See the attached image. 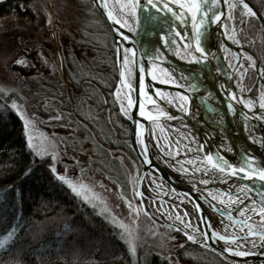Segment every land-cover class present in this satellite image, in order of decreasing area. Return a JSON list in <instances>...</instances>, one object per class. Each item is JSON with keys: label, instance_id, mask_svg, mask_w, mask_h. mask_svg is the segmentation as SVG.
Here are the masks:
<instances>
[{"label": "rangeland", "instance_id": "rangeland-1", "mask_svg": "<svg viewBox=\"0 0 264 264\" xmlns=\"http://www.w3.org/2000/svg\"><path fill=\"white\" fill-rule=\"evenodd\" d=\"M228 3L233 1L228 0ZM225 6L223 34L227 30L239 41L234 44L241 45L239 21L233 24L228 19L229 8L227 4ZM29 7L25 16L15 12L0 16V91L9 94L11 105L13 101L18 105L13 109L31 121L27 130L23 124L27 141L31 137V147L39 154L50 156L55 173L65 178L61 181L73 194L115 226L132 262L137 247H142L167 259V264H196L183 262L177 257L175 249L182 244L175 243L172 228L144 213L135 195L140 165L118 145L109 129H105L106 125L110 126L109 122H118L122 115L114 95L117 89L116 62L114 54L109 51L112 39L106 26L87 0H32ZM241 11L243 17V9ZM222 51L227 64L232 67L236 54L225 45ZM247 57L241 52L234 81L237 78L242 81L249 65ZM17 59L24 60L27 66L16 64ZM93 83L112 86L109 99L115 107L106 114L103 110L105 98L97 95ZM254 96L259 104L264 100L261 86L258 95ZM56 116L61 118L56 119ZM244 128H247L245 124ZM248 134L258 142V136ZM188 142L190 136L185 133L179 146L185 147ZM168 143H172L169 138ZM181 164L189 169L183 160L178 163L181 171ZM190 168L194 170L190 179H204L196 175L205 169L204 166L192 164ZM197 168L200 171H196ZM210 174L214 176L209 173L208 185L212 183ZM69 182L76 187V192L69 187ZM219 185L214 184L210 191L219 194L233 190L231 186ZM152 201L169 214L168 203L161 199ZM245 203H251V200H245ZM176 207L172 206L170 211L177 217ZM251 221L256 229H264L258 225L256 214L252 215Z\"/></svg>", "mask_w": 264, "mask_h": 264}, {"label": "trees", "instance_id": "trees-1", "mask_svg": "<svg viewBox=\"0 0 264 264\" xmlns=\"http://www.w3.org/2000/svg\"><path fill=\"white\" fill-rule=\"evenodd\" d=\"M31 1L0 0V16L10 12L25 16ZM87 1L106 26L91 0ZM250 1L264 14V0ZM241 10L238 6L229 9L228 16L233 17V24L239 21L242 45L253 52L264 70V31L255 17L243 20ZM109 51L113 53V49ZM246 61L249 65L242 81L235 79L237 87L244 93L258 95V78L250 61ZM93 84L97 95L105 98L106 114L115 107L109 99L112 86ZM4 94L0 91V239L13 230L14 235L0 248V264H167V259L142 247H137L134 262L131 261L115 226L57 178L51 171L50 156L29 147L24 123L11 107L10 95ZM116 122H109L105 129L136 160L128 145L129 121L120 115ZM246 127L248 133L253 132L250 124ZM172 234L175 243L183 245L175 249L183 262L231 264L217 253L189 242L179 232Z\"/></svg>", "mask_w": 264, "mask_h": 264}, {"label": "snow or ice", "instance_id": "snow-or-ice-1", "mask_svg": "<svg viewBox=\"0 0 264 264\" xmlns=\"http://www.w3.org/2000/svg\"><path fill=\"white\" fill-rule=\"evenodd\" d=\"M101 7H103L107 14V19L112 21L115 25H118L117 35L119 41L116 42V54L117 62L119 64V77L120 84L117 85L115 92L116 101L120 104L121 112L124 115H129V111L136 105L132 92L135 90L133 83L131 82L134 69L138 68L139 71V112L138 115L141 118L158 123L161 118L168 120L174 119V117L168 115L163 109L158 108L156 114L145 111V101L147 103L156 105V100L148 94L146 90L149 86L145 83V76L151 77L153 82L160 84H171L177 88H185L187 91L190 88L193 92L199 90V83L203 73H197L192 71L185 74L183 69L169 70L165 67H160L166 60V51H174L175 55L179 56L181 60H185L189 64L195 65H207L208 62L214 57V53L210 52L207 46V41L211 37V27L217 25L222 19V12L217 10V5L220 0H125L119 10V15H114L112 11L108 10L107 0H100ZM230 10L236 9L238 4L245 10V14L250 17H256L257 13L249 6L245 0H238L237 2L228 3V0H224ZM233 17L228 16L231 20ZM160 28L161 33L159 35V44L155 47L150 46L148 43H133L131 47L125 46L124 41H129L130 37L126 35L123 29H127L128 32L136 35H143L150 37L153 32L150 29ZM191 29L189 32L187 29ZM224 35L227 39L232 40L233 43H239L235 37L225 31ZM224 45L221 44V47ZM248 60H252V57H247ZM145 61L150 67L145 66ZM16 64L21 66H27L26 62L21 59L15 61ZM250 66L254 67L253 62ZM231 67V65H229ZM179 71L180 76L177 79L176 73ZM218 73L222 70L217 67ZM157 72L162 73L164 78L159 79ZM261 75L264 76V70L261 71ZM180 80H183L185 84H181ZM187 85V87H185ZM122 89H126L127 93H123ZM4 95H7L5 93ZM155 95L161 100L167 98L169 104H173L178 97L180 101V108L187 114L189 109L185 107L186 103H190V98L186 94L177 93L176 97H171L170 93H161L159 89H156ZM228 101H234L235 103L242 104L245 109L250 113L253 109V103L245 101L243 98L237 99L236 95L232 92L226 93ZM12 108H18L15 101L12 102ZM227 110L229 113H234V105L232 102H227ZM260 109H264V100L259 104ZM21 120L24 121L25 129L29 127L31 121L28 120L21 112L18 111ZM56 119H60V116H56ZM245 115V119H247ZM254 119H264V117H253ZM136 125V142L141 145L142 154L144 155V164H151L148 159V148L144 143L142 125L139 121H135ZM29 139V147H31V137ZM203 145L198 146V151L202 150ZM228 151H233L229 148ZM170 153H165L169 155ZM240 162L238 164L230 163L221 154H213L211 152L205 154L203 157V163L205 165L204 175L208 176L211 172L213 175H220L222 183H227L230 177H239L243 181H251L252 183H245L240 187H237L235 194L231 190L228 192H220L219 194L208 193V197L211 201H218L220 205H241L244 203L240 199L241 196L245 200H251L250 207H242L239 210V215L243 219L236 221L232 216V209L217 208L215 204H211L215 211H219L222 214L227 211V218L232 221L233 224L239 223L241 227L239 231L241 233L247 232L245 235L239 237H229L227 235H218L216 232H212L211 236L208 233H202L205 242L212 238H218V240L225 241L228 244H236L237 248H243L244 244L240 241H244L245 244L251 243L253 247H256L255 239L259 238L261 246L264 247V231H257L252 223L250 216L246 213L251 211L259 217V222L264 227V165H260L256 162V158L253 157L247 150H243L239 153ZM55 160V157H53ZM178 163H180L178 161ZM191 163V161H189ZM183 168V164H181ZM53 173L56 172L55 167L51 168ZM185 173L188 172L187 168H183ZM196 171H200L199 168ZM241 174H243L241 176ZM58 179L64 180L63 176H58ZM260 183L257 184L256 182ZM67 182V181H66ZM210 181L208 179H201L200 183L207 185ZM69 187L74 192L77 191L76 187L69 182ZM195 187V186H194ZM255 192L259 200L252 199L251 193ZM136 196H142L139 191L135 192ZM205 197V199H208ZM226 197V199H225ZM195 208L200 211V204L196 203ZM258 209V211H257ZM185 215H188L186 212ZM177 220L183 224V220L178 215ZM189 227V225H185ZM179 231V229H177ZM13 232H9L3 239H0V248L5 247L12 239ZM185 235L189 241L196 242V237L185 232ZM181 247H183L181 245ZM225 253H230L233 256L246 257L251 253L249 251L234 250L231 247H225L223 249Z\"/></svg>", "mask_w": 264, "mask_h": 264}, {"label": "water", "instance_id": "water-1", "mask_svg": "<svg viewBox=\"0 0 264 264\" xmlns=\"http://www.w3.org/2000/svg\"><path fill=\"white\" fill-rule=\"evenodd\" d=\"M232 1L237 2L238 4V0ZM91 2L100 13L101 17L103 18L105 24L109 27L112 34L115 62L117 67V86L120 84V68L117 62L116 54V42L119 41V36L117 35L116 30L119 26L115 25L112 21H109L107 19L106 11L103 7H101L100 0H91ZM245 2L248 3L249 6L257 13V16L255 18L260 22L261 27L264 31V14L250 0H245ZM240 7L242 8V6ZM218 8L219 11L222 12V19L217 25L211 27V37L207 41L209 51L214 53L215 55L206 66L194 64L196 72L203 73L200 81L202 82V86H205L209 91V95H205L203 89L193 92L190 88L185 91L184 88H177L176 86H173V89L176 93L181 92V94H186L189 96L190 103L185 104V107L189 109V112L186 114L176 103L171 104L170 107L167 105L166 100H161L155 95L153 96V99L156 100V105L149 104L147 103V101H145V111L156 114L158 108H161L164 111L167 110L168 115L174 117V119L168 120L166 118H161L158 123H153L152 121L141 118L138 115L139 110L137 109V102H139V93L137 91L132 92L133 98L134 100H136V105L129 111V115L125 116L130 122V128L128 132L130 147L136 159L140 163V172L136 181V191L142 193V186L147 179L151 178L155 180V182L159 183L161 186H165L170 191L179 194L182 197V200L189 201V203L194 207L199 224L198 229L200 238L196 239L195 243L192 241L190 242L223 255L225 258L233 261V264H264V247L261 246V241L258 237L254 238L255 244L257 245L256 247H249V245H244L243 248L239 249L237 248L236 244H228L225 241L218 240V238H212L207 242L204 241L202 233L205 232L208 233L209 236H211L212 232H216L218 233V235H227L229 237L239 236L230 233L227 234V232L223 230L224 228L222 226V223H224V221H232L227 218V213L222 214L219 211H215L212 206L209 207L208 199H205V197L201 194V189L213 188L214 184H210L209 186L205 187L198 186V184L192 185V183L186 176L181 175L177 172V170H175L178 169V164L173 165V163H171L168 158L159 154L157 148V145L159 146V140H157L156 135L157 133H159V129L165 128L166 125L169 126V124H171L170 122H176V124L179 125L178 130L187 133V135L190 136V140L193 139L196 143L197 153L199 154L200 161L202 163L201 165L204 167L205 165L203 163V157L209 152L213 154H221L226 159H228L230 163L238 164L240 162L239 153L243 150H247V152L255 157L258 164L264 165V119L253 118L264 117V109H260L257 102L258 98H256V96L244 93L240 89L233 86L234 72L236 67L240 64L241 52L247 54L248 57H252L251 63H255V66L253 68L258 78V82L262 87L264 97V82L261 75L262 70L258 59L250 49L245 48L242 44L235 45L233 42H229L224 37L222 23L227 14L224 0H220V3H218ZM108 10L112 11L114 15H119V10L110 6L109 4ZM243 17L245 19L248 17V15L245 14L244 9ZM187 30L189 32L191 31L190 28ZM121 31L127 34V29H123ZM150 31L153 32L151 36H156V38H154L155 47L157 45V36L160 35L161 29L155 28L154 30L150 29ZM132 35L134 37H137V35L134 33H131V36ZM139 37H143V35H140ZM148 38L146 42L149 41ZM221 42L236 54L234 65L232 67H229L225 60V56L220 45ZM57 55L60 58L58 50ZM59 65L60 68H62L61 62L59 63ZM166 65L167 64L164 63L160 66ZM217 67H219L222 72L218 73L216 71ZM183 70L188 74L193 71V67L191 69H187L184 67ZM151 82L153 81L151 80ZM153 83L156 88L160 89L162 87L168 88V86H172L169 84H160L158 82ZM215 84L219 86L218 94L214 92ZM125 91L127 93L126 89H124V91L122 90L123 93H125ZM227 92L234 93L238 100L243 98L245 101L252 102L254 105L252 111L249 113L242 104L235 103L234 101H228V97L226 95ZM227 102L233 103L235 109L234 113L228 112L226 107ZM245 115H247V119H245ZM135 121H139L142 125L144 143L148 148V159L151 161V164L143 163L144 155L142 154L141 145L136 142ZM245 123L252 125L257 130V134L260 137V144L256 143L252 136L247 135L244 130ZM199 145H203V148L202 150L198 151ZM229 148H232L233 151H228ZM242 175L243 174H241V176ZM216 176L219 180H221L219 174H217ZM228 182L232 183L234 186L237 185L239 187L245 183H252L251 181L240 180L239 177H230L228 178ZM256 183L259 184L260 182L257 181ZM250 195L252 199H255L257 201L259 200V197L256 196L255 192L251 193ZM138 197L145 214H147L152 219H154V221L160 223L163 226L172 228L175 231L179 229V231L177 232L181 233L187 239L185 232L181 228L174 227L163 221L156 220L146 209L143 194L142 196ZM150 197L153 196L150 195ZM177 203L182 205L185 202L179 200L177 201ZM196 203L200 204V211L196 210ZM217 217H219L221 220H218ZM234 219L236 221L241 220L237 217H234ZM217 224H219L221 228L217 227ZM236 224L239 226V228L241 227L239 223ZM245 229L247 230V228ZM245 234L246 233H243L242 235ZM256 240H258V242ZM243 242L240 241V243ZM225 247H231L234 250L249 251L251 254L246 257L233 256L230 253H225L223 251Z\"/></svg>", "mask_w": 264, "mask_h": 264}, {"label": "bare ground", "instance_id": "bare-ground-1", "mask_svg": "<svg viewBox=\"0 0 264 264\" xmlns=\"http://www.w3.org/2000/svg\"><path fill=\"white\" fill-rule=\"evenodd\" d=\"M107 2L110 6L120 10V7L125 2V0H107ZM217 10H219L218 5H217ZM210 31H211V29H210ZM126 35H128L130 37V39H129V41H124L123 43L125 46H128V47H131L133 45V43H137V42H139V43L143 42L144 43V42H146V40L148 38V36L139 37L140 35L139 36L137 35V37H134L133 35L131 36V33L128 31H127ZM154 38H156L155 35L150 36L148 38L149 41L146 43H148L150 46L154 47V40H155ZM158 44H159V36H157V45ZM165 51H166V60L164 63L167 65L166 66H160V67H165V68H168L169 70H172V69L179 70V69H183L184 67L187 69H191L193 67V71L196 72V69L194 68V64H189L185 60H181L179 56L175 55L174 51H167V50H165ZM145 66H146V68L150 67V65H148L146 61H145ZM185 74H187V73L185 72ZM157 75H158L159 79L164 78L162 73L157 72ZM176 76H177V79H179V76H180L179 71H177ZM150 79L151 78L149 76H147V75L145 76V83H146V85L149 86L146 90L148 91V94L150 96H152V97L155 96L156 89H159L161 93H166V94L170 93L171 96L168 98L176 97L177 93L173 89V86H175V85H172L171 87L168 86V88L162 87L160 89V88H156V86L153 85L154 83L151 82ZM131 82L133 83V86L135 89L134 91H137L139 93V71H138V68L134 69V74H133ZM180 83L185 84V82L183 80H180ZM169 85H171V84H169ZM185 87H187V85H185ZM202 89H203V92L205 95H209V91L207 90V88L205 86H202V82L200 81L199 90H202ZM214 92L217 94L219 92V86L217 84L214 85ZM125 93H126V91H125ZM164 100H166V102H167V98ZM257 102L259 105L258 99H257ZM175 103L180 106V101H179L178 97L176 98ZM167 105L171 107V104H169L168 102H167ZM137 109L139 110V102H137ZM165 112H167V110ZM170 123L171 124H169V125L174 127V128L179 127V125H177L176 122L175 123L170 122ZM168 127L169 126L166 125L165 129ZM166 131L168 134H170V135H166V137H168L170 141H176V142L168 143V138L162 137V141H161V139L159 140V146L157 145L159 154L168 158L170 160V162L173 163V165H177L178 161L180 162V159H183L185 164L187 163V165L189 167V169L187 167H184V168L188 169V172L185 173L184 171H181L179 168L175 169V170H177V172L180 173L181 175L186 176L189 179V181L192 183V185L198 184V186H204V187L209 186L210 184L209 185L208 184L207 185L201 184L200 180L190 179V176H194V174H193L194 170L191 169L190 166L192 164H198V165L202 164L200 161L199 154L197 153V147H196V143L194 142V140L193 139L190 140V142H188V144H186L185 147H181V146H179V143H181L182 137L179 136L176 132L171 131L170 129H167ZM173 139H175V140H173ZM166 152L170 153V154L165 155ZM189 161H191V163H189ZM202 171H201V173L199 172L196 175L200 176L201 178L207 179V176H205L203 174L205 169H203ZM209 177H210V180L212 181V183H215V184L219 183L220 185L224 184V183L220 182L221 180H219L216 175H214V176L211 175ZM221 186H223V185H221ZM229 186L233 187V189H237V187H239L237 185L234 186L233 184H229ZM219 189L222 190L221 188H219ZM209 192H211L210 188L201 189V194L204 197H208ZM217 192H219V191H217ZM147 193H152V196L155 199L165 200L169 205L168 206L169 214H166L161 210L159 204L156 201L155 202H153L152 200L145 201L146 209L156 220L163 221V222H165L171 226L181 228L184 232H187L190 235H194L196 237V239L200 238V235L198 233L199 224H198L197 214H196L194 207L189 203V201L182 200V197L179 194H176V193L170 191L165 186L164 187L161 186L159 183L155 182V180H153L151 178L147 179L142 186V194L147 196ZM225 199H226V197H225ZM179 200L184 201L185 203H183V209L177 207V209H176L177 214H179V216H180V214H183V213L185 214L186 212L188 213L187 216L186 215L180 216L184 222L183 224L180 222V220H177L175 214H173L172 211H170V210H172V206H171L172 203H174V202L177 203V201H179ZM210 200H211V198L208 197V201H210ZM211 202L216 204L218 208L230 207L232 209L233 218L237 217L239 219H242L241 216L239 215L240 208L251 206V203L246 204L245 202L241 205H231V206L220 205L218 203V201H211ZM211 204L210 203L208 204L209 207H211ZM257 211H258V209H257ZM224 213H227V211H225ZM252 215H254V213L249 211L247 216H252ZM217 219L221 220L219 217H217ZM185 225H189V227H185ZM222 226L225 230L229 231V232H227V234L230 233V234L237 235V236H241L243 234L239 230H236V228L234 227L232 222L224 221V223H222ZM217 227L221 228L219 226V224H217ZM256 241L258 242V240H256ZM241 242H243V241H241ZM241 244H244L247 246L250 245V243L245 244V242H243Z\"/></svg>", "mask_w": 264, "mask_h": 264}, {"label": "flooded vegetation", "instance_id": "flooded-vegetation-1", "mask_svg": "<svg viewBox=\"0 0 264 264\" xmlns=\"http://www.w3.org/2000/svg\"><path fill=\"white\" fill-rule=\"evenodd\" d=\"M107 26V25H106ZM107 28H108V30H109V34H110V36H111V39H112V34H111V31H110V29H109V27L107 26ZM223 44V43H222ZM112 49H113V54H114V48H113V40H112ZM115 56V55H114ZM115 66H116V64H115ZM116 73H117V67H116ZM233 86L234 87H236V88H238L237 87V85H236V83H235V81H234V77H233ZM122 115L128 120V118L122 113ZM129 121V120H128ZM129 125H130V122H129ZM130 128V127H129ZM167 129H170L171 131H173V132H176L179 136H184V132L183 131H181V130H178V128H174V127H172V126H170L169 125V127L168 128H161V129H159V133H157V140H160L161 139V141H162V137H166V135H170V134H168L167 133ZM251 129L253 130V132H255V130H254V127H252L251 126ZM244 130L245 131H247L245 128H244ZM128 132H129V130H128ZM184 133V134H183ZM173 140H175V139H173ZM171 142H175V141H171ZM260 142V139H258V143ZM128 145H129V148H130V150H131V147H130V141H129V136H128ZM132 151V150H131ZM133 153V152H132ZM134 154V153H133ZM135 156V155H134ZM136 158V157H135ZM136 161H137V163L140 165V163H139V161L136 159ZM181 161H183V159H180V162ZM224 186V185H223ZM228 186H229V184H228ZM233 189V188H232ZM234 190H236V189H233V191ZM145 198H146V196H145ZM177 207L178 208H181V206H180V204H177ZM202 247V246H201ZM218 254V253H217ZM224 260H226L227 262H229V263H231V264H233L234 262L233 261H231V260H229V259H227V258H225L223 255H221V254H219Z\"/></svg>", "mask_w": 264, "mask_h": 264}]
</instances>
